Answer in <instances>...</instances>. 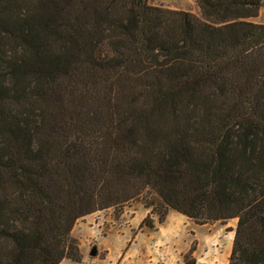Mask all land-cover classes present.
<instances>
[{"label":"trees","instance_id":"trees-1","mask_svg":"<svg viewBox=\"0 0 264 264\" xmlns=\"http://www.w3.org/2000/svg\"><path fill=\"white\" fill-rule=\"evenodd\" d=\"M197 4L0 0V264L81 263L77 222L141 197L264 264V0Z\"/></svg>","mask_w":264,"mask_h":264},{"label":"rangeland","instance_id":"rangeland-1","mask_svg":"<svg viewBox=\"0 0 264 264\" xmlns=\"http://www.w3.org/2000/svg\"><path fill=\"white\" fill-rule=\"evenodd\" d=\"M149 3L202 16L197 0H149ZM263 11L264 4L261 8L264 24ZM250 21L258 22L259 17ZM145 202L141 197L77 222L73 237L85 249L82 258L86 264H229L237 220L198 224L170 210L160 223L158 216L145 208ZM147 216L155 224L154 230L141 227ZM94 244L98 252L91 256Z\"/></svg>","mask_w":264,"mask_h":264},{"label":"crops","instance_id":"crops-1","mask_svg":"<svg viewBox=\"0 0 264 264\" xmlns=\"http://www.w3.org/2000/svg\"><path fill=\"white\" fill-rule=\"evenodd\" d=\"M263 14H264V11H263ZM261 16H262V14L260 13L259 21H258V22H260V23H262L261 20H262V18H263V16H262V18H261ZM80 249H81V253L84 255L85 249H83V247H81ZM85 260H86V259H83V262H82V263H75V262H73V261H71V260H65V261H63L62 264L67 263V262H71L72 264H86V261H85Z\"/></svg>","mask_w":264,"mask_h":264},{"label":"water","instance_id":"water-1","mask_svg":"<svg viewBox=\"0 0 264 264\" xmlns=\"http://www.w3.org/2000/svg\"><path fill=\"white\" fill-rule=\"evenodd\" d=\"M97 244H94L92 251H91V256H96L97 255Z\"/></svg>","mask_w":264,"mask_h":264}]
</instances>
